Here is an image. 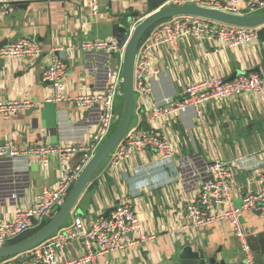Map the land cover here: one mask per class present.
<instances>
[{"label": "crops", "instance_id": "1", "mask_svg": "<svg viewBox=\"0 0 264 264\" xmlns=\"http://www.w3.org/2000/svg\"><path fill=\"white\" fill-rule=\"evenodd\" d=\"M143 1L97 0V13L92 14L89 0H49L28 5L23 14L0 0V43L19 35L18 39L34 40L42 50L35 59H0V101L28 100L33 104L30 112L0 118V146L27 150L89 145L96 140L99 108L83 111L69 102H47L52 88L41 75L50 62L48 53L56 49L57 57L67 66L62 83L70 97L100 92L112 74H122L124 47L143 16ZM238 9L240 14L246 13L245 0L239 1ZM97 40L113 44L115 51L81 50L83 43ZM152 59L157 75L147 82L150 102L156 104L165 98L177 101L185 86L204 79H231L249 72L264 78V41L258 38L229 49L183 39L174 50L157 49ZM122 99L121 85L115 101L118 120ZM136 104L130 127L159 132L175 148L174 156L162 160L156 152L146 150L141 155L134 153L115 170H108L105 160L67 224L76 216L91 224L126 202L132 205L146 239L128 236L126 242L133 243L119 253L98 256L95 264H175L177 254L188 245L203 247L227 263L238 262L244 256L229 222L185 228L184 212L200 186L212 177L206 167L214 159L229 164L236 205L242 197L259 191L258 176H264V94L207 102L200 108L201 120L189 108L153 121L147 110ZM81 158V153L73 156L69 169L80 164ZM59 169L55 156H49L45 167L37 156L0 159V224L11 221L15 211L37 202L43 189H54ZM141 181H147L146 186L135 190L134 185ZM241 221L251 251L264 247V216L246 211ZM82 255L81 244L75 241L65 248L61 259ZM256 257L252 252V260ZM22 259L20 255L0 264H17Z\"/></svg>", "mask_w": 264, "mask_h": 264}, {"label": "built area", "instance_id": "2", "mask_svg": "<svg viewBox=\"0 0 264 264\" xmlns=\"http://www.w3.org/2000/svg\"><path fill=\"white\" fill-rule=\"evenodd\" d=\"M92 14L97 13V0H89ZM115 1V0H110ZM240 0H167L166 6L196 5L205 8L240 14ZM247 15L264 12V0H245ZM255 28L234 27L219 24L197 17H173L152 27L139 43L137 48L133 89L134 102L138 109L144 108L153 121L184 113L192 108L198 119H203L200 108L214 100L227 101L244 94H264L263 76L249 72L231 79L212 78L197 81L185 86L180 98L174 101L165 98L162 103L150 102L151 89L148 80L157 75L153 64V53L162 47L175 49L177 42L191 39L195 42H209L219 49H229L249 44L257 39ZM115 46L106 41H91L81 45L84 52H110ZM53 49L48 54L49 64L42 72L41 79L52 88L49 103L69 102L79 110L87 111L97 107L101 110V119L97 138L87 145L75 146H36L27 150L16 149L10 145L0 146V159L37 156L45 167L49 156H55L60 166L58 181L54 189H43L37 202L23 210H17L13 219L0 224V249L19 236L38 227L44 220L53 216V208H61L80 174L82 168L97 150L98 146L110 135L118 117L115 114V101L118 88L122 85L119 74H112L107 86L100 92H91L70 97L62 83L67 66ZM42 50L37 42L29 38H20L14 44L0 48V59L32 58L41 56ZM33 107L28 100L0 101V118L8 119ZM149 150L156 152L162 160H169L175 154V148L159 132L130 127L123 139L115 146L106 159V168L115 170L137 153ZM77 153L82 154L80 164L69 169L68 163ZM229 164L218 159L206 167L212 177L200 186L195 197L186 204L184 227L202 228L216 221L230 223L241 252L248 263L252 262V251L242 226V215L246 211L264 216V176H258L260 189L257 193L248 194L238 205L233 199ZM133 240H143L146 236L141 229L140 221L131 204L122 202L112 208L107 216H100L91 224H86L80 216L71 219L48 240L23 254L24 259L17 264H95L98 256L119 253L133 240L126 242L128 236ZM79 241L83 255L78 259H61L67 246ZM12 259V258H11Z\"/></svg>", "mask_w": 264, "mask_h": 264}, {"label": "water", "instance_id": "3", "mask_svg": "<svg viewBox=\"0 0 264 264\" xmlns=\"http://www.w3.org/2000/svg\"><path fill=\"white\" fill-rule=\"evenodd\" d=\"M18 11L26 12L28 5L34 3H43L49 0H5ZM167 0H144L142 3V18L133 28L132 33L124 47L122 58V98L123 109L116 127L110 135L98 146L97 150L90 157L88 162L82 168L76 181L74 182L65 203L61 208H53L52 218L39 231L13 245L5 246L0 249V260L14 258L25 253L44 243L66 223L72 213L77 201L82 195L85 188L90 183L99 167L105 162L115 146L123 139L126 132L130 128L133 110H134V89H133V74L137 48L145 34L158 23L171 19L173 17H197L219 24L255 28L257 30V38L264 41V12L255 15L234 14L218 9L205 8L196 5L182 6H166ZM137 17L138 14H135ZM16 35L8 41L0 43V48L8 44H14L18 40ZM31 109L27 110L30 112ZM108 212L104 214L107 216ZM132 236V235H130ZM252 252L258 254L251 263H248L244 257L240 258L236 263H227L224 258H219L218 255L212 254L205 248H193L188 245L184 247L178 254L175 264H264V247L260 249H252Z\"/></svg>", "mask_w": 264, "mask_h": 264}, {"label": "trees", "instance_id": "4", "mask_svg": "<svg viewBox=\"0 0 264 264\" xmlns=\"http://www.w3.org/2000/svg\"><path fill=\"white\" fill-rule=\"evenodd\" d=\"M146 34H147V33H146ZM146 34H145V36H146ZM122 102H123V99H122ZM121 113H122V110H121ZM121 113H120V115H121ZM120 115H119V117H120ZM48 221H49V220H44V221L42 222V224H40L38 227H36V228H34L33 230H31V231H29V232H27V233H25V234L19 236V237L16 238V239L10 241V242L7 244V246H8V245L16 244V243H18V242H20V241H23L24 239L30 237L31 235H33L34 233H36L37 231H39L41 228H43V227L48 223ZM8 259H10V258H7V259H1L0 262L6 261V260H8Z\"/></svg>", "mask_w": 264, "mask_h": 264}, {"label": "clouds", "instance_id": "5", "mask_svg": "<svg viewBox=\"0 0 264 264\" xmlns=\"http://www.w3.org/2000/svg\"><path fill=\"white\" fill-rule=\"evenodd\" d=\"M146 184H147V181L137 182V183L134 185V189H135V190H140L142 187L146 186Z\"/></svg>", "mask_w": 264, "mask_h": 264}, {"label": "rangeland", "instance_id": "6", "mask_svg": "<svg viewBox=\"0 0 264 264\" xmlns=\"http://www.w3.org/2000/svg\"><path fill=\"white\" fill-rule=\"evenodd\" d=\"M117 123H118V121L116 123H114V128L116 127ZM131 125H132V123H131ZM68 222H69V218L67 219L65 224H67Z\"/></svg>", "mask_w": 264, "mask_h": 264}]
</instances>
